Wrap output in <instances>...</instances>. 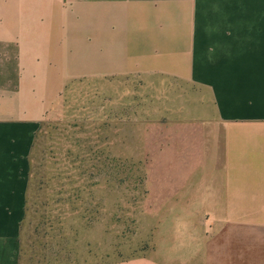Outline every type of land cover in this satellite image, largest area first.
I'll return each mask as SVG.
<instances>
[{
	"label": "crops",
	"instance_id": "0c3cea01",
	"mask_svg": "<svg viewBox=\"0 0 264 264\" xmlns=\"http://www.w3.org/2000/svg\"><path fill=\"white\" fill-rule=\"evenodd\" d=\"M75 76L152 80L166 105L144 140L167 213L148 252L102 264H264V0H0V264H20L34 136Z\"/></svg>",
	"mask_w": 264,
	"mask_h": 264
},
{
	"label": "rangeland",
	"instance_id": "374dc122",
	"mask_svg": "<svg viewBox=\"0 0 264 264\" xmlns=\"http://www.w3.org/2000/svg\"><path fill=\"white\" fill-rule=\"evenodd\" d=\"M150 82H65L35 133L20 264H102L151 249L167 205L155 214L146 202L144 131L166 110Z\"/></svg>",
	"mask_w": 264,
	"mask_h": 264
},
{
	"label": "trees",
	"instance_id": "16d2710c",
	"mask_svg": "<svg viewBox=\"0 0 264 264\" xmlns=\"http://www.w3.org/2000/svg\"><path fill=\"white\" fill-rule=\"evenodd\" d=\"M34 138H35V136H34ZM32 148H33V146H32ZM32 151V150H31ZM31 154V153H30ZM29 160H30V156H29ZM27 192H28V190H27ZM26 203H27V198H26Z\"/></svg>",
	"mask_w": 264,
	"mask_h": 264
}]
</instances>
